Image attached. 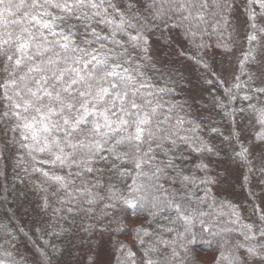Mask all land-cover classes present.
Segmentation results:
<instances>
[{
	"label": "trees",
	"instance_id": "16d2710c",
	"mask_svg": "<svg viewBox=\"0 0 264 264\" xmlns=\"http://www.w3.org/2000/svg\"><path fill=\"white\" fill-rule=\"evenodd\" d=\"M113 2L122 10L135 5L141 20L149 17L153 4ZM251 9L248 0H235L231 24L224 28L214 27L211 7L205 22L195 27L187 22L181 27L179 19L166 21L167 26L148 24L152 60L135 59L134 52L133 62L143 65L157 88L173 89L163 95L165 109L173 107V125L184 121L179 135L189 142L157 151L144 167L145 176L126 160L109 159L97 162L99 171L82 174L65 191L34 171L49 170L50 164L38 163L46 157L33 153V160L19 133L11 130L12 122L0 121V264H264V139L259 138L264 136V92L258 91L264 75L258 76L256 58L241 63L250 47ZM22 15L23 10L15 19ZM255 22L264 25V17L258 15ZM96 31L103 36L110 29L100 25ZM201 143L211 151L194 150ZM241 146L248 149L250 164L236 155ZM156 167L161 171L152 178ZM56 171L66 175L75 168ZM234 171L236 178L229 176ZM149 184L158 186L150 189L157 201L137 191ZM91 185H97L92 190L101 198L90 205L77 189ZM231 189L239 192L240 202ZM168 200L181 202L189 219L165 209L162 203ZM235 215V223L223 224ZM249 247L257 249L256 256L248 254Z\"/></svg>",
	"mask_w": 264,
	"mask_h": 264
},
{
	"label": "snow or ice",
	"instance_id": "6c2138e0",
	"mask_svg": "<svg viewBox=\"0 0 264 264\" xmlns=\"http://www.w3.org/2000/svg\"><path fill=\"white\" fill-rule=\"evenodd\" d=\"M248 4L252 6L247 35L250 47L242 64L255 62L251 45L258 43L257 32L264 35V25L255 22L258 15L264 17V0H248ZM234 6L235 0H153L149 17L141 20L133 11L135 5L127 4L122 10L113 0H0V121L12 122L11 130L19 133L21 146L33 160V153L46 157L38 163L50 164L49 170L34 171L65 191L82 174L99 171L97 162L109 159L126 160L145 176L144 167L151 165L157 151L171 150L177 141H189L179 135L184 121L178 119L173 125V107L165 109L163 95L173 89L150 83L143 65L134 64L132 53H136L135 59L151 62L148 24L159 27L156 22L160 21L167 26L166 21L179 19V26L187 22L195 27L205 22L211 7L214 27L224 28L231 24ZM22 10L21 18L15 19ZM100 25L110 29L108 35L96 31ZM258 91L264 92V88ZM260 123L264 125V111ZM194 150L211 151L202 143ZM236 155L250 164L247 148L241 146ZM57 168L75 171L60 175ZM160 171L156 167L152 178ZM97 185L77 192L91 205L101 198L92 190ZM153 188L158 190L157 185L149 184L137 191L143 192L142 198L157 201L150 191ZM162 206L179 219H189L188 209L179 201H164ZM260 235L264 237V231ZM247 252L257 255L255 247Z\"/></svg>",
	"mask_w": 264,
	"mask_h": 264
},
{
	"label": "rangeland",
	"instance_id": "374dc122",
	"mask_svg": "<svg viewBox=\"0 0 264 264\" xmlns=\"http://www.w3.org/2000/svg\"><path fill=\"white\" fill-rule=\"evenodd\" d=\"M255 58L256 60H258V62L256 61V68H257V73H258V76L260 78L263 77L264 73V39L262 38H258V43L255 42ZM261 69V70H260ZM229 71V65L227 66V69L225 70V72ZM229 73V72H228ZM226 73V74H228ZM233 175V177L237 176V172L234 171L233 173L231 172L230 173V177ZM231 179V178H230ZM229 179V181L231 182V180ZM233 189H236L235 186L233 184L230 185ZM235 191V190H234ZM232 189L229 190L230 194L233 195V197L240 202V196H239V192L235 191L234 192ZM236 215L233 216L229 221H225L223 224H226V225H229V224H233L235 223L234 221L236 220ZM239 223L241 224L242 221L239 220Z\"/></svg>",
	"mask_w": 264,
	"mask_h": 264
}]
</instances>
